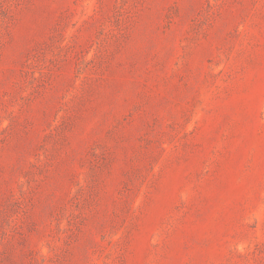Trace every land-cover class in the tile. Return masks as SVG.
Here are the masks:
<instances>
[{
	"label": "rangeland",
	"instance_id": "obj_1",
	"mask_svg": "<svg viewBox=\"0 0 264 264\" xmlns=\"http://www.w3.org/2000/svg\"><path fill=\"white\" fill-rule=\"evenodd\" d=\"M0 264H264V0H0Z\"/></svg>",
	"mask_w": 264,
	"mask_h": 264
}]
</instances>
